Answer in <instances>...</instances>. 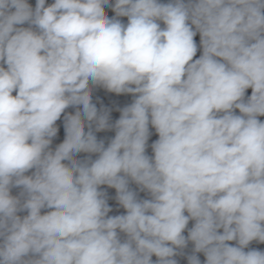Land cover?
<instances>
[{
    "label": "clouds",
    "instance_id": "9594fccd",
    "mask_svg": "<svg viewBox=\"0 0 264 264\" xmlns=\"http://www.w3.org/2000/svg\"><path fill=\"white\" fill-rule=\"evenodd\" d=\"M45 4L0 0V264H264V0ZM92 87L134 100L112 124Z\"/></svg>",
    "mask_w": 264,
    "mask_h": 264
}]
</instances>
